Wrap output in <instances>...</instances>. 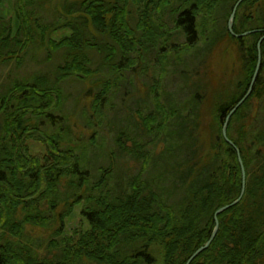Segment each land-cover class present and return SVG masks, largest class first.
Instances as JSON below:
<instances>
[{"label": "trees", "instance_id": "trees-1", "mask_svg": "<svg viewBox=\"0 0 264 264\" xmlns=\"http://www.w3.org/2000/svg\"><path fill=\"white\" fill-rule=\"evenodd\" d=\"M237 1L15 0L11 22L0 0V68L15 62L19 71L29 52L47 50L60 59L51 73L9 75L8 81L0 75V264H186L210 240L215 213L241 195L237 148L245 194L219 214L215 239L191 264H264V40L253 91L228 125L237 148L223 136L226 116L250 89L264 36V0L238 8L235 33H253L239 38L229 31ZM66 30L69 35L54 40ZM234 46L230 77L208 69L214 52L224 55ZM202 47L198 64V55L186 59ZM153 51L155 74L149 75ZM180 65L199 87L192 109L161 95L164 75L176 76ZM141 76L153 83L146 96L138 95L133 111H118L114 98L136 96ZM70 82L94 98L80 124L115 125L121 153L139 163V173L128 175L112 160L97 166L103 145L77 136L65 89ZM140 103H152L153 111L141 112ZM178 119L184 125L177 141ZM76 210L80 226L70 228ZM51 225H57L53 236H62L55 260L41 258V246L26 238L27 226Z\"/></svg>", "mask_w": 264, "mask_h": 264}, {"label": "rangeland", "instance_id": "rangeland-1", "mask_svg": "<svg viewBox=\"0 0 264 264\" xmlns=\"http://www.w3.org/2000/svg\"><path fill=\"white\" fill-rule=\"evenodd\" d=\"M111 1H114V0H111ZM227 4L228 3H225L223 7H225ZM15 9H16L15 0H5L3 11H1V14L4 17L10 19L12 22V18H14V11H16ZM58 11H61V8ZM219 11H222L223 13V11L225 10L220 9ZM52 15L53 14L49 15L51 17L50 20L55 21L56 17H53ZM9 22L10 21L4 22L5 28L8 27ZM132 26H134L133 22H132ZM222 27L223 25L220 23L219 28L222 29ZM0 30L2 31V25H0ZM66 34L69 35L70 34L69 31L68 32L60 31L52 36H54V40H56V39L63 37ZM178 40L179 41H176V43L178 42L182 43L183 38L179 37ZM204 47H202L200 51H195V52L193 51L191 56L190 54H185L186 59L190 57L189 61H191L192 57H195L198 55V60L196 61V63L198 64L200 59L202 58V56L204 55L206 51ZM119 52L122 53L121 50ZM180 55H183V53L180 52ZM212 56L213 57L210 58L211 62L209 65L210 67L208 66V69H213L218 74H224L230 77L232 72L237 66V47L234 46L233 48H231L230 53L224 52V55H222L218 51V53L214 52ZM149 57H150L149 58L150 63H152L150 64V66L152 65L153 67V70L152 68H150L149 75H153L155 74L156 51L151 52ZM52 59L53 60L55 59V60L53 61ZM59 61L60 59L58 57L54 58L53 56H51V53H49V51L47 50H44L38 53V56H35V57H34V54H30L29 52L25 57L24 65L20 68L19 71H17L18 69L16 68L17 64L15 62H11L4 66V70H3V67L0 68V75L2 76L3 79H6L8 81L10 80V78H8L9 75L10 76L12 75L13 77L18 75L20 77L27 78L39 70L46 72V73H51L55 69ZM174 61L176 63L179 61V58L177 55H174ZM116 63L118 62L116 61ZM94 67L98 68V64L96 62L94 64ZM136 67L138 68L136 72L139 73L141 71L140 70L141 67L139 65H137ZM185 68L187 67L180 65L178 68L179 71L177 72L176 76L168 75L169 77L166 78L167 73L166 75H164V86L161 91V95L163 96L165 101H170L171 103L175 102L179 105L180 108L184 109L186 107V108L192 109L195 106V103L192 102V100H193V97L195 96V92L198 90L199 87L197 88V86L195 85L196 79L192 78V75L190 76L188 70H186ZM191 68H195V66L192 65ZM185 71H187L188 73H184ZM126 75H130V73L127 72ZM170 77H172V80L170 79ZM196 77H197V81L199 82L200 75H197ZM233 79L237 80V76H235ZM136 85H137L136 96L126 95L123 92H120L117 95V97L114 98L115 103L119 104L118 111L120 109H123V112H125L124 110L125 106H127L126 108H127V111L129 112L137 108L135 106H137L138 95L139 97L146 96V93L148 92L149 88H151L153 83L146 82L144 78H142L141 76L136 80ZM65 89L73 103V105L70 108V112L72 113L71 120H72V124L75 127L77 136L81 138L83 141H87V142L90 141L92 136H94L92 140L99 142L100 144L103 145V149L101 152L104 153V155L96 159V163L98 162L97 166L99 167V166L105 165V163L109 164L111 163V160H112V161L118 162V164L121 163L122 167H125L126 169L130 170L128 175H136L137 173H139L140 172L139 163L133 159H130L126 155L124 156L122 155L121 147L119 146L118 144L119 142L117 141L119 129L115 127V125H108L99 120H94L92 124L90 123L85 124L84 121H82L80 124V121L83 119L85 111L87 110L86 112H92L91 103L94 99L92 96L87 95V90L84 91L83 85L78 82H70L65 85ZM150 96L152 99V95ZM151 99H145L142 101L150 102ZM79 100L80 102L78 104L77 101ZM75 101H76V104H75ZM146 107L148 108V110H146ZM255 107H256L255 109L257 110L260 106L258 104H255ZM153 108L154 106L152 103L149 106H146L144 103H140L141 112H144L146 110V112L144 113L147 115L149 114L148 112L153 111L152 110ZM127 118L129 119V117ZM191 119H194V118L192 117L190 118V120ZM178 122H179V125H178L179 129L174 134V138L177 141L182 131L181 128L184 125V121H182L181 119H178ZM93 132H95V134H93ZM123 141L126 142L128 147H132L131 142H129L126 139H124ZM33 147L36 151H40V152L42 151V148L40 147V144L38 143H34ZM162 148L163 147L160 146L159 150H162ZM168 154L169 153L167 152L165 155L167 156ZM78 214L79 212H77L76 210L74 215L70 216L71 220L67 221L70 228H72L75 224L77 225L74 228H79L80 226L79 222L81 221V218ZM56 227L57 225L55 226L51 225V227L47 229L45 228L43 229L39 227L34 228L32 226H27L26 228L27 229L26 238L37 242L38 245L41 246V249L39 251V256L41 258L55 260L59 257L58 256L59 250H58L57 245L61 244L62 236H59V235L53 236L54 231H57ZM70 231H75V229L73 230L71 229ZM60 232L62 233V235L64 234L63 231H60ZM82 263L83 264H97L95 262H91L87 260H84Z\"/></svg>", "mask_w": 264, "mask_h": 264}, {"label": "water", "instance_id": "water-1", "mask_svg": "<svg viewBox=\"0 0 264 264\" xmlns=\"http://www.w3.org/2000/svg\"><path fill=\"white\" fill-rule=\"evenodd\" d=\"M245 0H238L236 2V4L234 5L233 9H232V13L230 15V19L228 21V29L229 31L236 37H244V36H247L251 33H253L254 31H249V32H246V33H243V34H237L235 33L234 31V22H235V17H236V14H237V11H238V8L239 6L244 2ZM264 40V36L260 39L259 41V45H258V48H259V60H258V64H257V67H256V71L254 73V76H253V79H252V82H251V86H250V89L249 91L246 93V95L239 101V103L228 113V115L226 116V119H225V122H224V125H223V136L225 137V139L227 140L228 143H230L231 145H233L234 147L235 144L228 138V134H227V129H228V125H229V122H230V119L231 117L234 115V113L237 111V109L244 104V102L248 99V97L250 96V94L252 93L253 91V87H254V84L258 78V75H259V72H260V68H261V64H262V55H261V42ZM237 148V147H236ZM237 151H238V155H239V161H240V164H241V167H242V173H243V189H242V192H241V195L238 199H236L234 202H232L231 204L229 205H226L222 208H220L216 213H215V222H216V226H215V229H214V232L212 233V236L210 238V240L203 246V247H200L193 255L190 256V258L188 259L187 263L186 264H191L193 262V260L199 255L201 254L204 250L208 249L210 247V245L212 244L213 240L215 239L216 235H217V232L219 230V219H218V216L219 214L223 213L224 211L228 210L229 208L237 205L243 198L244 194H245V190H246V170H245V166H244V163H243V160L241 158V153H240V150L237 148Z\"/></svg>", "mask_w": 264, "mask_h": 264}]
</instances>
